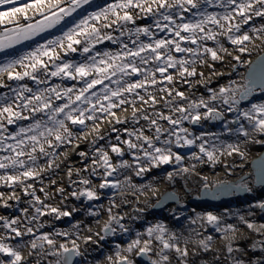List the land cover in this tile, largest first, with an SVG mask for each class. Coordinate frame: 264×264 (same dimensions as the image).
<instances>
[{"label":"snow or ice","instance_id":"obj_1","mask_svg":"<svg viewBox=\"0 0 264 264\" xmlns=\"http://www.w3.org/2000/svg\"><path fill=\"white\" fill-rule=\"evenodd\" d=\"M64 2L65 0H33L32 3L26 4L24 8L13 6L8 11H0V24L5 25L4 29H0V52H6L25 40L33 39L41 32L56 27L66 17L72 16L79 8L90 4L91 0H67V7L62 6ZM15 4L16 0H0V6ZM208 6L221 8L222 11L209 12L207 10ZM130 9L138 10L137 15L146 14L155 18L154 26L159 31L169 32L175 39H168L167 37L156 39L154 33L151 31V27H138L134 30L137 38H139L140 34H143L149 37L151 42H140L135 50L128 49L127 51L117 53L106 51L103 54L97 52L89 56L86 62L78 63L63 58L70 53L78 51V48L74 47V45L83 44L82 52L87 54L92 52L96 43L103 42L104 40L117 42L113 39L111 33H104L102 29L112 28L115 25V30L121 31L126 28L127 24H135V18L132 12L129 11ZM28 10H33L34 15H39L42 19L32 23ZM20 13H23L25 21H29L27 24H22L15 19L17 14ZM185 13H192L193 19L188 20L184 15ZM253 17H264V0H118L117 3L109 4L99 11L91 12L79 19L62 36L47 41L46 44L38 46L31 52H26L17 58L0 63V88L7 87L11 93H5L0 96V152L8 153L7 155L0 156V170H3V173L0 174V182H3L9 188L19 185L23 188L25 195L30 194L36 202L43 203L38 196H35V191L32 193L28 192V189L33 188V185L25 183L26 180L37 179L39 172L44 170L38 163L37 151L47 158V166L51 167L56 159H58L57 149L59 147L71 145L76 139L87 138L90 127L87 121H92L91 128L93 130L96 129L97 112L116 117V113L112 109L126 103H132L135 111V103L129 101L123 95L124 93L134 94L144 104H148L149 100H151L152 104L155 105L157 103L155 96L148 93L149 99H145L136 90H146L149 84L155 86L157 83V72L168 83H172L174 79L173 75L168 74L165 76L169 68L176 69L181 77L197 75L195 65L197 58L201 56V52L210 54L213 61L222 59L218 52H227L228 55H231L224 48L221 41L217 39L218 36H225L231 44L238 46V51L241 53L247 52L246 42L251 43L253 39H264V26L260 28L251 27L247 31H242V26L248 25ZM210 25L212 27H209ZM249 31L254 33L255 36H250ZM182 33L186 35H182ZM208 40L214 41L218 46V50L204 47L199 43V41ZM182 44H192L196 45V47H185ZM124 48H127L126 44ZM58 49L62 50L63 54ZM173 51L188 53L193 59H177L172 54ZM144 52H148L149 55L143 56L142 53ZM98 56L100 57L99 59H97ZM137 58L142 64L154 61L157 66L154 70L142 69L137 65ZM234 58L237 61L240 60L239 56ZM115 61L121 62L117 64ZM200 62L203 63L204 61L201 59ZM18 69H23V71ZM117 72L121 73L122 76L143 75V78L135 82L124 81V86L115 90L105 87L102 97L99 93L91 92L97 85H102L105 79H111L112 76L117 75ZM200 75L203 76V73H200ZM51 77H59L61 80H78L83 86L77 89L75 87L55 85L33 91L27 84H20L25 79L32 80L37 84L49 83V78ZM5 78L8 81L17 82L16 86L12 87L6 84ZM120 82L121 80L116 81V83ZM159 91H166L169 96L172 95V90L164 87L160 88ZM209 91L211 92L210 101L219 100L222 104L228 105L227 111L236 113V118L228 123L235 124L237 127L234 130L228 129V123L225 124V128L230 133L234 131L236 135L245 137L246 142L251 141L257 144H264V139H256L257 135L264 137V103H252L247 108L240 107L243 102L249 101L257 91L264 93V60L259 61L250 71L248 84L242 91L233 88L231 84L227 87H221L219 92L211 89ZM89 93L91 94L89 95ZM176 96L182 100L188 99L180 91H176ZM93 97H95V100H93ZM113 98L116 99L113 100ZM53 99L57 101L63 100L64 103L54 105ZM102 101H108V103L105 105ZM210 101H205L201 98L199 101H189L187 107H173L171 109L172 112L182 114L177 119H173L171 115L165 116L162 112L157 113L159 119L166 120L170 125L174 126L168 132L169 138L163 141V144L167 145V147H157L153 143L152 138L145 136L142 131L129 132L128 135L130 137H135L136 141L142 140L143 144L147 145V148H144L143 144L134 143L132 139L122 142L127 145L130 152L135 150L137 153H142V155H134V167L133 164L124 160H121L119 165H114L108 152L103 149L98 150V158L93 159V165L99 163L104 169L99 188H119L122 183L121 181L109 180L108 178L113 177V174L121 168H133L135 174L140 176L154 167L159 168L161 165L175 162L181 165L178 169L179 173H189L191 169L182 165L184 158L172 151L171 145L173 144L178 148L197 147L202 156L193 153V157L201 162H203V157H206L208 161L215 162L217 153L223 155L225 151H227V155L229 156L235 153L243 159L245 153L240 150L239 144L228 143L226 145H218L213 143L209 146V141L205 140L203 135L197 136L182 126L183 121L199 124L202 118L224 120V113L219 111L215 104L210 103ZM167 103L172 104V101L169 100ZM97 104L100 105L99 108H97ZM85 105H89V107H85ZM201 109L205 111L201 112ZM25 111L32 113V116L23 115ZM38 113H42L47 119H35L34 117ZM140 118L149 120V116L147 115L134 117V120L138 122ZM241 119L248 122V127H245ZM17 120H33V122L27 127H20L14 134L8 133L4 121L11 125ZM116 122L121 123L119 118L116 119ZM150 124L155 126L156 140H160L161 135H163L162 127L155 119L150 120ZM70 125L77 126V130L74 131ZM176 128L179 131H176ZM3 133L8 134L5 136ZM172 137H175V139L173 140ZM6 140H13L15 143L6 144ZM197 140L200 141L199 144H197ZM45 144L47 145V149H51V151L45 148ZM76 147H79V145L77 144ZM111 151L120 157L124 155V150L119 145H112ZM78 155L86 157L87 153L79 152ZM25 156L28 157L27 161L23 159ZM261 163L262 169L257 175L256 183L264 185V161ZM195 167L196 165L193 164L192 169ZM85 171H87V168H85ZM92 174H96L95 167L92 169ZM68 175L71 178V169ZM173 175V173H169L167 178L171 181ZM126 180L130 181V177L126 178ZM79 183L86 187L79 192H73V195L77 199L84 197L88 201H93L100 198L94 188L87 187L91 185V180L81 179ZM129 186L135 187L134 185ZM230 188L232 191L242 190L248 193L252 192V188L248 187L246 183L233 185ZM60 191L63 192V189H60ZM12 199H17L14 190L7 199H5L3 193H0V207H11L8 200ZM44 207L48 208L47 205ZM251 207L258 208L264 212V201H259L251 205ZM35 211L38 215L33 216V220L38 219V216L49 214V212H45L38 207ZM108 211L111 213L112 209L109 208ZM50 212L55 213L57 218L71 215V213L60 211L58 208H51ZM90 214L95 215L96 213ZM111 219L119 224L121 229L127 231L124 225L120 224V220L123 217L117 218L112 216ZM197 219H206L209 225H212L218 232L223 233L222 238L225 240L235 239V234L239 232V229L233 225L221 228L220 218L211 213H208L206 217L197 216ZM239 219L246 224L248 229L264 234V223L257 226L255 223L247 221L243 216H240ZM0 221L3 222L2 226L5 229L15 234V237H23L25 234L19 228L13 227V225L18 223L17 219L9 220L6 217L0 216ZM74 227L79 228V225L77 224ZM103 231L104 236L101 239L113 234L115 228L111 224H108ZM26 232L35 237L30 242L32 249H39L41 254L46 253L47 256L56 257L57 259L54 264H73L76 257L83 256L80 245L77 243L79 233H77V239H70L68 243H58L56 239L51 237L64 236L67 239L69 233L57 231L53 234L44 233L37 236L31 227H27ZM166 232L167 229L162 224H157L147 229L148 237L152 238L155 234V239L162 245L160 252L157 254L159 256L157 260H153L149 256V253L152 251L150 247L151 239L141 241L139 234L138 238L132 241L125 251L129 254H132L134 251L137 252L138 255L148 258L150 264H170V257L167 252L175 251L181 264H187L186 258L189 256L188 241L185 240V247L181 248L179 243L173 242L178 241L179 237L173 233L166 239ZM97 235L99 234L97 233ZM15 237H0V254L10 258L7 264H22L23 262V255L19 249L25 245L18 243L12 246L5 243V239H14ZM84 239L86 243L92 241L91 236ZM211 241L212 237L207 236L199 240L198 245L203 252H209L212 250ZM45 244L48 246L47 249H45ZM68 244H71V247ZM117 248L119 249V245H117ZM226 248L229 255L233 252H241L246 255L244 249L234 248L232 243H229ZM251 251L259 252L260 255L251 260L234 258L232 264H264V241L254 243L251 246ZM116 256L117 260L114 264H134V261L129 256L121 255L120 251H117ZM108 259L111 261L112 257H108ZM0 264H4V262L0 261ZM37 264H39V261Z\"/></svg>","mask_w":264,"mask_h":264},{"label":"bare ground","instance_id":"obj_2","mask_svg":"<svg viewBox=\"0 0 264 264\" xmlns=\"http://www.w3.org/2000/svg\"><path fill=\"white\" fill-rule=\"evenodd\" d=\"M33 0H16L15 5H3L0 6V11H8L13 6L24 8L26 4L32 3ZM118 0H91L90 4L84 5L79 8L72 16L66 17L59 25L51 28L47 31L41 32L33 39L25 40L23 43L18 44L16 47L8 49L6 52H0V63L6 60L17 58L18 56L35 50L38 46L46 44L47 41L53 40L58 36H62L69 27H72L75 22L91 12L99 11L101 8L107 7L109 4L117 3ZM63 7H67V0L62 4ZM209 12H220L221 8L208 6ZM135 18V24H127L125 29L117 31L116 26L112 28L102 29L104 33H111L112 40H104L103 42L96 43L92 52L83 53L81 45H74L78 48L76 53H70L68 56L63 57L65 60L72 62H86L88 57L95 53L103 54L104 52H124L128 49L135 50L140 42L150 43L149 37L140 34L139 38L134 34L136 28L151 27V31L154 33L156 39H175V37L167 31H159L154 24L155 18L140 14L137 15L138 10L130 9ZM28 15L31 17V22L42 19L39 15H34L33 10H28ZM188 20L193 19L192 13L184 14ZM22 24H27L29 21L23 19V13L17 14L15 17ZM179 22V21H178ZM235 23V21H233ZM264 26V17H253L248 25L242 26V31H247L251 27L260 28ZM5 25L0 24V29H4ZM209 27H212L211 25ZM132 30V31H128ZM182 35H186L182 33ZM250 36H255L254 33L249 31ZM217 39L221 41L224 48L231 53L218 52L222 59L213 61L210 54L201 52V56L197 58L195 65L197 75L181 77L176 69L169 68L168 74L173 75V82L168 83L166 79L160 76V73H156L157 83L155 86L149 84L147 89H137L140 95L145 99H149L148 93L153 96H166L167 99L156 98L157 103L155 105L150 101L148 104H144L139 100V97L134 94L124 93L123 95L128 98L129 101L135 103L139 102L138 106L133 109L132 103H126L115 109H112L116 113L115 118H110L104 123V126L97 130L95 135H91L88 139H76L71 145H64L57 149V156L63 154L66 150L69 152L67 158L62 163H57L53 168L47 172L39 174L37 179L26 180V184L33 185V188H29L28 192L35 191V196L40 198L43 203L35 201L32 195H25L21 186L17 185L14 188H9L3 183H0V191L3 192L5 199L13 192H16L17 199L8 200L11 205L9 208L0 207V216L7 219H17L18 223L13 227L19 228L22 233H25L23 237H15V234L5 229L0 221V237H15L14 239H5V243L12 246L18 243H23L25 246L20 248L23 252L22 264H54L56 257L47 256L41 254L39 249H32L31 241L35 238L30 234H27L26 228L31 227L37 236L44 233L53 234L57 231L68 232L69 236L66 239L64 236H52L58 243H68L70 239H77V233H79V239L77 243L80 245V250L83 256L76 257L73 264H114L117 260L116 253L120 251L121 255L129 256L134 261V264H150V260L146 257H142L133 252L129 254L125 249L128 245L138 238L141 241L151 239L152 251L149 256L153 260L159 259L157 255L162 245L155 239V234L152 238L147 235V229L154 227L157 224H162L167 229L165 238L167 239L171 234H175L179 237L178 241L180 247H185V240L188 241L187 247L189 250V256L186 258L187 264H232L234 258H245L241 252H233L231 255L227 252L226 246L232 243L234 248L247 247L252 254H258L259 252L251 251V246L257 241H264V234L248 229L246 224L243 223L239 217L243 216L247 221L255 223L259 226L262 218H264V212L258 208H252L251 205L256 204L259 201H264V185L256 183L257 175L262 169V161H264V144H257L251 141H247L245 137L238 136L235 132H229L225 128V124L236 118V113L227 111L228 105L222 104L219 100L210 101L211 92L209 89L219 92L221 87L231 86L235 89L243 90L248 84V77L250 71L258 64L259 61L264 60V39H253L251 43L246 42L247 52L241 53L238 51V46L231 44L225 36H218ZM135 41V43H134ZM204 47H209L218 50V46L214 41H199ZM127 48H124V45ZM185 47L195 48L196 45L182 44ZM62 53V50H59ZM177 59L187 58L189 60L193 57L188 53H172ZM143 56H148V52L142 53ZM240 57L237 61L234 57ZM100 57L98 56L97 59ZM47 59V58H45ZM204 62L201 63L200 60ZM121 61H115L119 64ZM137 65L142 69L154 70L157 66L156 62H149L148 64L140 63L137 58ZM23 71V69H18ZM203 73V76L200 75ZM122 77V79H121ZM91 78V77H90ZM143 78V75H131L122 76L117 72V75L112 76L111 79H105L102 85H97L91 92H96L104 95V88L108 87L113 90L122 88L124 81L135 82ZM151 79V77H149ZM117 80H121L120 83H116ZM161 81H163L161 83ZM5 83L16 86L15 81H8L5 78ZM20 84H27L33 91L37 89L53 87L55 85H61L62 87H75L80 88L83 86L78 80L63 79L59 77L49 78V83L37 84L32 80L25 79ZM167 88L172 90V98L168 93L159 91L160 88ZM176 91L184 92L188 98L182 100L176 95ZM5 93H10L9 88H0V96ZM91 93H89L90 95ZM31 95V94H28ZM203 98L205 101L215 104L217 109L224 113V120H211L201 119L199 124H191L188 121H183L182 126L187 128L191 133L197 136L203 135L205 140L209 141V146L215 144H239L240 150L245 153L242 159L238 154L231 156L227 155V151L223 155L217 153V159L215 162L208 161L206 157H203L201 161H197L193 157V153H199L197 147H182L178 148L175 144L171 145L172 151L181 155L184 159L182 165L191 169L189 173H179L178 169L181 165L173 162L168 165H161L159 168H152L150 171L143 173L140 176L135 174L133 168H121L119 171L113 174V177H109V180H119L122 183L119 188H105L100 189L99 185L102 182L104 169L100 164L93 165V159L98 158V150L103 149L108 152L111 162L114 165H119L121 160L128 161L135 166L134 155H142L135 150L131 152L128 150L127 145L122 143L125 140L132 139L134 143L143 144V141H136L135 137H130L129 132L142 131L145 136L152 138L153 143L157 147H167L163 144V141L169 138L168 132L173 129V125H170L166 120L159 119L157 113H164L165 116L171 115L173 119L179 118L182 114L179 112H172L171 109L176 106L187 107L189 101H199ZM116 98H113L115 100ZM95 100V97H93ZM171 100L172 104H168L167 101ZM105 105L108 101H102ZM63 100L53 99V104H62ZM252 103H264V93L257 91L249 101L243 102L240 107H250ZM97 104V108H99ZM89 107V105H85ZM123 107V108H121ZM139 108V109H138ZM205 111L204 109L200 110ZM23 115L32 116V113L25 111ZM98 119L106 116V113H96ZM143 115L149 116V120L140 118L138 122L134 120V117H142ZM35 119H47L42 113H38L34 117ZM119 118L121 123H117L116 119ZM97 119V120H98ZM155 119L157 123L163 129V135L160 140H156L155 126L150 124V120ZM96 120V122H97ZM33 120H17L15 123L9 125L6 121L5 127L8 129V133H16L20 127H27ZM241 122L248 127V122L241 119ZM92 125V121H87ZM74 131L77 130V126H72ZM237 125L228 123V129H235ZM179 131L178 128L175 129ZM8 133H3L7 135ZM214 134V135H213ZM183 135V134H182ZM119 138V139H118ZM174 140L175 137H172ZM256 139H264L259 135ZM6 144H14L13 140H6ZM200 141L197 140V144ZM79 147H76V145ZM112 145H119L124 150L122 157L117 156L116 153L111 151ZM144 148H147L146 144H143ZM47 149V145L45 144ZM51 151V149H47ZM79 150H85L86 157L78 155ZM151 151V149H149ZM7 152H0V156L7 155ZM14 155V154H13ZM39 165H46L47 158L41 155L38 151ZM24 160H28V157H23ZM102 163V161H101ZM196 167L192 169V165ZM95 167L96 174H92V169ZM87 168V171H85ZM61 176L57 174L59 171ZM72 170L71 178H69L68 172ZM3 170H0V174ZM169 173H173V179L170 181L167 177ZM130 177V181L126 178ZM81 179H89L92 181L91 185L99 195L98 200L88 201L84 197L77 199L73 192L81 191L85 185L79 183ZM42 181V183H41ZM240 183H246L248 187L252 188V192L248 193L242 190V196L236 195L232 191L230 186ZM134 185L135 187L129 186ZM219 186V187H218ZM43 189V191H41ZM63 189V192L60 191ZM6 193V194H5ZM47 194V195H46ZM174 194V198H173ZM215 196V198H213ZM47 205L48 208L44 206ZM115 205V206H114ZM41 208L45 212H49L47 215L38 216V219L33 220V216H37L35 209ZM51 208H58L60 211H67L71 213L70 216L57 218L55 213H51ZM112 211L109 213L108 209ZM26 210V211H25ZM96 213L92 215L90 213ZM208 213H211L220 218V227L224 228L231 221H238L243 230L237 234L235 239L218 240V237H222L223 233L218 232L212 225H209L206 219H197V216L206 217ZM254 213V214H252ZM112 216L117 218L123 217L120 220V224H128L127 231L121 229L119 224L111 219ZM195 221V223H193ZM79 225V228L74 227ZM111 224L115 228V232L108 235L106 238L101 239L104 236L103 229L106 225ZM86 228V229H85ZM83 233H86L83 235ZM97 233L99 235H97ZM199 233V235H198ZM231 235V234H230ZM91 236V242H85V237ZM212 237V250L209 252H203L198 241ZM82 237V238H81ZM119 245V249L117 248ZM71 247V244H68ZM143 246V245H141ZM48 246L45 244V249ZM167 252V250H165ZM170 257V264H181L175 251L167 252ZM108 257H112L110 261ZM9 257L0 254V261L7 264Z\"/></svg>","mask_w":264,"mask_h":264},{"label":"rangeland","instance_id":"obj_3","mask_svg":"<svg viewBox=\"0 0 264 264\" xmlns=\"http://www.w3.org/2000/svg\"><path fill=\"white\" fill-rule=\"evenodd\" d=\"M182 92H183V91H182ZM183 93H184V92H183ZM173 96L176 97L175 94H174ZM156 98H159V99H160V98L167 99L168 97H166V96H164V95H162V96H157V95H156ZM171 98H172V96H171ZM150 101H151V100H149V102H150ZM138 104H139V102H137L135 106L137 107ZM121 108H123V107H121ZM138 109H139V108H138ZM112 117H113V116L106 115V116H104V117L98 119L97 122H96L97 127H96L95 130H93V129L91 128V124H90V127H89V135L87 136L86 139H88L91 135H95V133L97 132V130L100 129L101 127H103V126H104V123H105L106 121H108V120H109L110 118H112ZM113 118H115V117H113ZM80 139L83 140V138H80ZM84 139H85V138H84ZM79 152H85V153H86L85 150H79ZM79 152H78V153H79ZM68 153H69V152H68L67 150H66L65 152H63V154L60 155L61 157H58V159H56L55 163H54L51 167H48L47 164H46V165H41L40 167L43 168L44 170H43V171H40L39 174H42V173H44V172H47L49 169L53 168L54 165H56L57 163H62V162L67 158ZM65 171H66V170L63 169V170L59 171L57 174H59V176H61V175H60L61 172L64 173ZM0 183H3V182H0ZM0 193H3V192L0 191ZM235 193H236V195L242 196L240 191H237V192H235ZM5 194H6V193H5ZM261 223H264V218L261 219V221H260L259 224H261ZM227 225H233L234 227H236L237 229H239V232H237V233L235 234V236H236L237 234L241 233L242 230H243V229H242L243 226H242L238 221H231L230 224H227ZM124 226H125L126 228L129 227L128 224H124ZM85 229H86V228H85ZM85 234H86V233H83V235H85ZM81 238H82V237H81ZM221 239H222L221 236L218 237V240H219V241H221ZM243 249H244V252L246 253V255L243 254V255L245 256V258H243V259H245V260L255 259L257 256H259L258 254H252V253L250 252V249L247 248V247H243ZM22 254H23V252H22Z\"/></svg>","mask_w":264,"mask_h":264}]
</instances>
